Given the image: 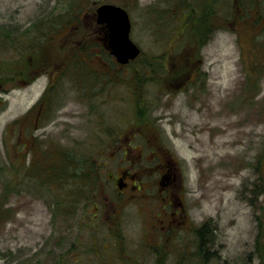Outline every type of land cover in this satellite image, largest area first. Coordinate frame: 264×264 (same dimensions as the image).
I'll return each mask as SVG.
<instances>
[{"label":"rangeland","instance_id":"1","mask_svg":"<svg viewBox=\"0 0 264 264\" xmlns=\"http://www.w3.org/2000/svg\"><path fill=\"white\" fill-rule=\"evenodd\" d=\"M107 3L129 12L142 54L128 66L101 45ZM80 55L98 74L70 69ZM110 123L174 148L209 264H264V0H0V264H68L91 247L73 200L101 198L117 168ZM122 222L115 246L131 255L140 222L131 209Z\"/></svg>","mask_w":264,"mask_h":264},{"label":"flooded vegetation","instance_id":"2","mask_svg":"<svg viewBox=\"0 0 264 264\" xmlns=\"http://www.w3.org/2000/svg\"><path fill=\"white\" fill-rule=\"evenodd\" d=\"M55 83L54 74L50 75L48 87L52 92ZM102 130L104 137L114 143L111 161H118L115 172L108 176L103 188L105 191L112 189L115 197L103 191L101 198L73 200L74 204L84 208L78 215L81 222L77 227L82 230V236L91 238L92 244L86 250L79 248L75 253L67 252L68 264H96V260L100 263L103 259L104 264H171L169 257L176 252L179 259L174 264H184L185 261L209 264V238L206 236L203 245L204 229L199 231V238L196 234L186 198L188 190L183 165L174 148L148 126L130 130L124 135L125 139L116 135L111 123ZM87 204L90 208L86 207ZM93 206L97 207L92 209ZM129 209L139 219L145 243L142 247L132 248L131 255H127L126 246H115L116 239L124 232L122 216ZM182 234H191L192 239H196L195 245H190L193 242L190 239L184 247L176 246V238ZM98 236L110 237L114 245L98 246L95 239Z\"/></svg>","mask_w":264,"mask_h":264},{"label":"water","instance_id":"3","mask_svg":"<svg viewBox=\"0 0 264 264\" xmlns=\"http://www.w3.org/2000/svg\"><path fill=\"white\" fill-rule=\"evenodd\" d=\"M96 22L105 25L108 49L119 63L128 64L141 54V49L130 37L131 20L129 13L123 7L114 4L98 7Z\"/></svg>","mask_w":264,"mask_h":264},{"label":"trees","instance_id":"4","mask_svg":"<svg viewBox=\"0 0 264 264\" xmlns=\"http://www.w3.org/2000/svg\"><path fill=\"white\" fill-rule=\"evenodd\" d=\"M177 7H179V5H177ZM174 8H176V7H174ZM81 11V10H80ZM80 11H77V12H80ZM87 50H89L88 48L87 49H85V48H83L82 49V56L85 58H88V60L89 61H92L93 59H94V56H96V55H94V53H91V52H89V51H87ZM81 55L76 59V60H74L73 61V63L70 65V69H74L78 74H84V73H92L90 76L91 77H94L93 76V74H95V72L97 73V70H95V68H93L92 67V69H91V67L90 68H88V66L87 65H84L83 63H82V61H81V58H83ZM87 60V61H88ZM98 74V73H97ZM97 76V75H96ZM24 78H27V76L26 77H24ZM48 108H50V107H48ZM56 167V166H55ZM58 167H60L59 165H57V168ZM63 167V166H62ZM28 176H30V174H27ZM49 180H46V181H40V183L41 184H43V183H46V182H48Z\"/></svg>","mask_w":264,"mask_h":264}]
</instances>
